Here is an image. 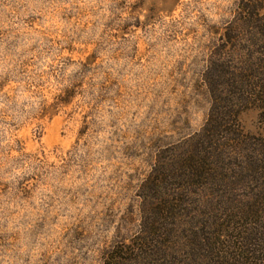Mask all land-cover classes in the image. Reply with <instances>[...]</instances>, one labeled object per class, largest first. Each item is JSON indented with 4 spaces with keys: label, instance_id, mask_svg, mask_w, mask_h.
Masks as SVG:
<instances>
[{
    "label": "rangeland",
    "instance_id": "rangeland-1",
    "mask_svg": "<svg viewBox=\"0 0 264 264\" xmlns=\"http://www.w3.org/2000/svg\"><path fill=\"white\" fill-rule=\"evenodd\" d=\"M241 7L0 0V264H106L113 247L136 237L142 208L160 207L167 192L184 197V225L201 226L212 213L210 188L182 186L169 171L154 194L141 185L159 157L173 164L193 149L215 59L256 37L264 45V33L240 23ZM239 120L263 133L259 106ZM129 258L116 264L144 263Z\"/></svg>",
    "mask_w": 264,
    "mask_h": 264
},
{
    "label": "trees",
    "instance_id": "trees-1",
    "mask_svg": "<svg viewBox=\"0 0 264 264\" xmlns=\"http://www.w3.org/2000/svg\"><path fill=\"white\" fill-rule=\"evenodd\" d=\"M241 2L240 23L254 34L264 33L260 15L264 2ZM253 39L252 45L239 52L228 51L227 60L215 59L213 74L206 81L210 111L189 155L178 156L173 164L159 157L141 185L143 190L148 185L154 194L161 173L169 171L168 178H179L185 182L182 186L191 185L197 192L208 187L211 215H206L201 226H185L184 197L181 192H167L160 207L149 213L142 208L136 237L126 246L113 247L105 256L106 264H116L122 253H128L133 263L143 260V264H264V129L263 133L246 132L239 120L246 109L259 106L264 111V45ZM219 71L225 73L224 78ZM243 214L251 217L246 224Z\"/></svg>",
    "mask_w": 264,
    "mask_h": 264
}]
</instances>
